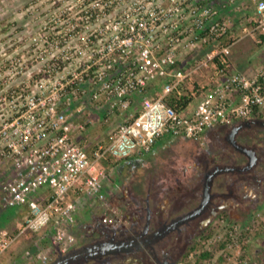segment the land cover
Listing matches in <instances>:
<instances>
[{"label": "built area", "instance_id": "2783aa9c", "mask_svg": "<svg viewBox=\"0 0 264 264\" xmlns=\"http://www.w3.org/2000/svg\"><path fill=\"white\" fill-rule=\"evenodd\" d=\"M244 1L253 16L234 26L200 0H51L49 19L25 47L29 65L0 59V206L27 210L14 233L0 227V256L26 233L46 231L56 252L74 246L65 225L75 224L82 194L105 222L121 219L103 190L104 162L144 156L162 139L203 146L210 128L264 121V65L248 76L229 58L243 38L264 46V0ZM170 96L184 99L181 110ZM92 113L105 114L104 123L125 116L88 149L79 134ZM263 234L264 207L245 222L217 218L176 264H249Z\"/></svg>", "mask_w": 264, "mask_h": 264}, {"label": "rangeland", "instance_id": "374dc122", "mask_svg": "<svg viewBox=\"0 0 264 264\" xmlns=\"http://www.w3.org/2000/svg\"><path fill=\"white\" fill-rule=\"evenodd\" d=\"M225 3L230 5H227L225 8H223V5H225ZM50 5L51 0H0V59L14 60L15 58L20 57L21 59L26 60L25 65H29V61L27 60V49L25 47H27L26 45L30 42L32 36L38 35V33L40 32V27L45 26L50 15ZM213 5H216V9H218L219 7L220 14H222L226 20H230V23L234 26H237L239 24V19H237L239 15L249 17L253 16V4L247 3L244 0H234L233 4L230 3V0H215V3ZM234 21L236 23H233ZM251 41L254 42L253 46L255 47H252L251 49H246L245 45L250 44ZM255 44L256 42L253 39L243 38L241 39V42L238 46H236L233 50L231 49L232 52H236L235 57L238 61L236 64L237 70L239 69L238 71L248 76H252L256 72L258 67L264 65V46L257 44V47ZM237 49H241V52H239L238 54ZM232 52L229 56L230 59L233 58ZM25 65H23L24 68ZM8 67L9 66L5 67V73H11ZM252 72L253 74L250 75ZM17 82L18 80L10 82L5 81L3 83L5 84V86L7 84V86H12ZM94 118H96V116ZM254 130L255 129L249 130V132H253L256 135L258 132L256 133ZM217 131V126L208 129V140H206V143L203 146H200L196 142L185 139H182V142L178 141V139L172 140L171 142L169 141V143H167L163 149L158 151V156H153L152 158L147 159L144 165L141 166L143 169L142 173L141 171L137 172L136 170L132 178H122L123 181H121L122 184L119 185L120 188L118 189V191L112 190L113 187L111 186L110 181H107L109 185L107 183L105 185H108V191H111L106 192V195H108L111 199L110 202L112 203V205L124 207L123 203H131L130 201L132 199L134 200V203H132V206L130 205L131 207L127 209V211H130L131 209L134 210V208L137 207H140V209H142L141 205H145L144 199L146 198V196L143 195L144 191H147L150 188H156L157 190H161V193L165 194L166 196H169L171 195V193L173 194L175 190L178 192L185 191L184 189H182V186L184 185L186 187L188 184H190L191 188L194 189L195 198L194 202H192L193 199L191 198L190 200L187 199L186 202H188V205L192 203V207L195 204H198L201 198L203 188V183L201 179V175L203 174H200L199 170H196L198 159L200 157H205L208 159L213 158V161L211 162L210 166H214L216 162V155L220 153L222 155V159H220L221 163L219 164H225L226 161H229L230 164L235 163L233 160L234 157H232V155L236 154V152L226 141L225 134H223L222 131H219L220 135H218L219 133ZM249 134L251 133H248V131H242V133L239 135L240 140L248 144V146L250 147H255L258 155L262 156V149L259 148V144L262 143L260 139H262L263 137H260V139L255 142H247L248 140L245 141L244 138H247ZM259 135H263V133L259 131ZM216 136H220V140H216ZM183 160L186 161L183 162ZM260 160L262 161V164L258 168V170H261V167L264 168V156L263 158L260 157ZM124 161L125 160L122 161V164H126L124 163ZM133 164L136 165L137 163ZM121 168L124 167L122 166ZM201 171L202 173H204L203 170ZM148 174L150 175V177H147ZM110 175L108 173V178H110ZM245 175L246 174H244V176ZM261 175H263L264 177V172L261 173ZM1 177L3 176L0 175V178ZM191 178H196L197 180L192 182L190 181ZM5 179L6 178L4 177L2 181H4ZM231 186L232 188H234L235 197L242 198L244 196L241 190H236V179H233L232 176L217 177L213 182L212 191L215 192V196L221 194V196L226 197L228 195L226 194L228 188ZM245 187L247 188L248 185H245ZM124 189L128 190V192H125ZM130 191L132 192L129 197L131 199H125V195H128ZM92 199L95 201H93V205H95L97 202L94 198ZM245 200L251 202V199ZM218 203L219 201H215L214 199L212 201L211 206H214ZM85 204L86 203H83V200L79 201L80 208L81 206H85ZM185 205L189 207L186 203ZM262 207H264V203L260 204L257 209H260ZM98 208H100V213L103 215V210L101 209L100 205L95 206L94 209H97L98 211ZM150 208L151 207L149 205L147 211L150 210ZM257 209L254 207L253 211H256ZM142 211L144 210L142 209ZM6 213H11L12 215L10 217H13L10 220V223L8 222V224L5 225L6 228L11 229V224H14L17 219V216L14 211L5 210L3 207L0 206V214ZM13 213L15 216H13ZM238 213H242V215L246 214L243 211H238ZM122 214L123 213L118 209V215L121 217ZM84 216H87V211H84L83 208H81L77 221H82ZM74 231L75 229L73 228L72 233H74V237H80L81 232ZM45 232L46 231L41 232V236H36L37 242L33 243L27 241L28 239L26 240L23 237L20 238L16 242L17 244L14 245V247L16 246L15 251H11V253L8 254V257H6L7 260L4 259V262L1 263L3 258L0 257V264H11V261H16V259L17 263H22L24 261L22 259L26 257L27 251L33 255L37 253V249H41L43 245L44 248L41 251L45 253H51L53 249L52 246L49 244L50 242H43V239L46 238ZM33 235H36V233H33ZM41 243L44 244L40 245ZM249 255L252 262L251 264H264V241H261V243L259 241H254V243H252L249 248Z\"/></svg>", "mask_w": 264, "mask_h": 264}, {"label": "flooded vegetation", "instance_id": "af4514ba", "mask_svg": "<svg viewBox=\"0 0 264 264\" xmlns=\"http://www.w3.org/2000/svg\"><path fill=\"white\" fill-rule=\"evenodd\" d=\"M235 125H242L239 135L242 131L251 133L248 136L246 135L247 138H244L245 141L248 140L247 142H255L260 137H263L260 139L262 143L259 144V148L262 149V156L258 155L255 147L248 146V144L237 137L236 140L240 145L255 151L257 160L253 168L246 169L249 160L242 153H240L242 155H239L246 160L242 168H239L236 164H230V166L228 164L229 161L225 164H219L221 163L220 159H222L220 153L216 155L214 166H210L213 158L200 157L197 166L196 163L195 166L196 170L203 174L201 175L203 188L216 168L223 170L234 169L238 171L237 173L240 179H243L241 181H243L244 185H248L249 188L254 187V196L257 197L261 194L264 199V177L261 175L264 172V168L261 167V170H258L262 164L260 157L263 158L264 156V121L253 118L239 121ZM252 129H255L254 131L258 133L255 135L253 132H249ZM259 131L263 135H259ZM231 147L233 148L232 145ZM233 150L235 151L234 148ZM243 173L246 175L244 176ZM196 180V178L190 179L192 182ZM187 186H182L185 191L178 192L175 190L174 194L171 193L169 196H165V194L161 193V190L150 188L152 191L148 190L149 193L144 199L145 205H141L144 211L140 207L127 211L132 206L129 202H124V207L112 205L117 213L118 209L123 213L121 219H116L114 222H105L103 217L102 220L96 218L93 227L85 231L82 236L80 234V237H75L74 246L64 253L55 251L54 255L45 264H176L185 256L188 249L193 247L204 236L206 229L217 218L225 217L228 220L245 222L254 214V207L258 208L256 204L259 200L250 197L252 194L250 195L243 191L244 196L242 198L236 197L239 202L237 201V205L236 203L232 204L230 208L222 209V203L211 206L213 200L210 199L208 207L197 210L202 200V194L198 204L193 207L192 203L188 205L186 200L191 198L193 199L192 202H194L195 195L194 189L191 188L190 184ZM229 195L233 196L234 194L231 192ZM245 199H251L252 203ZM131 202L134 203V200L131 199ZM166 204L168 208L167 206L165 207ZM149 205L151 208L148 219L147 209ZM234 205L236 206L234 207ZM238 211H243L246 214L242 215ZM212 218H215V220L210 221ZM80 227L82 226L78 224L77 229H80ZM248 257L249 264H251L249 250Z\"/></svg>", "mask_w": 264, "mask_h": 264}, {"label": "crops", "instance_id": "0c3cea01", "mask_svg": "<svg viewBox=\"0 0 264 264\" xmlns=\"http://www.w3.org/2000/svg\"><path fill=\"white\" fill-rule=\"evenodd\" d=\"M208 2H212V1H214L215 2V0H207ZM223 6H225V5H223ZM240 18V15L238 16V18L237 19H239ZM236 19V20H237ZM239 21V20H238ZM240 22V21H239ZM233 23H236L235 21L233 22ZM238 26V25H237ZM240 42H241V40L240 41H238L233 47H232V50L236 47V46H238L239 44H240ZM252 45V46H251ZM254 45V42L253 41H251V43L250 44H246L245 45V48L246 49H251L252 47H255V46H253ZM257 47H258V45L257 44H255ZM259 47H261V46H259ZM240 48V47H239ZM232 52V51H231ZM239 52H241V49H237V54L239 53ZM233 53V58L232 59H230V61H231V67H232V69L233 70H237V66H236V64H237V58L235 57L236 56V52H232ZM195 55H193V57H194ZM263 66H261V67H258L257 68V70H256V72L254 73V74H256L259 70H261V68H262ZM239 70V69H238ZM253 74V72L250 74V75H252ZM253 74V75H254ZM100 115H102V116H100ZM104 115L105 114H103V113H92V119L96 116V118H94L93 120H92V123L90 124V125H88L87 126V128L85 129V131L83 132V133H81V134H79V141H81V143L83 144V145H85L86 146V148H90L93 144H94V142H98V141H106L107 139H108V136L110 135V133L112 132V131H114L116 128H117V126L123 121V117L125 116V114H114L112 117H110L109 118V120H108V122H106V123H104V121H102V117H104ZM83 115L82 116H80V115H77L76 116V121L77 122H83ZM236 125L235 124H233V125H226V126H217L218 127V133H219V131H222V133L223 134H225V137H226V141H227V137L229 136V134L231 133V131L230 130H232L234 127H235ZM239 132H240V130L236 133V135H235V139H237V137L239 138ZM205 135H206V140H208V130L206 131V133H205ZM218 135H220V133L218 134ZM101 136V137H100ZM100 137V138H99ZM216 138V140H220V136H216L215 137ZM172 140H176V139H162V140H159L158 142H157V144L155 145V147L152 149V151L150 152V153H148V154H146V155H144V156H133V157H130V158H128V159H126L125 161H124V163H126V164H122V162H120V161H118L119 163H115L116 161H108V162H104V164H105V166H106V176L104 177V180H103V190H104V192H109V191H111V190H109L108 191V185H109V183H107V181L109 182L110 181V184H111V186L113 187L112 188V190H117L118 191V189L120 188L119 187V185L120 184H122L121 183V181H123L122 180V178L124 179L125 177L126 178H132L133 176H134V172L137 170V172H139V171H141V173H142V171H143V169H142V167L141 166H143L144 165V163L147 161V159H149V158H152L153 156H158V151L159 150H161V149H163L164 148V146L167 144V143H169V141L171 142ZM184 140V139H183ZM178 141H180V142H182V139H180V138H178ZM237 141V140H236ZM228 142V141H227ZM93 143V144H92ZM229 143V142H228ZM235 152H236V154H234V155H232V157H234L233 158V160H234V162L235 163H232V164H236L239 168H242L243 167V165L245 164V159L242 157L241 158V156L240 155H242V154H240V152H238V151H236L235 150ZM188 154V153H187ZM240 154V155H239ZM159 155H160V153H159ZM239 157V158H238ZM247 159V158H246ZM184 161H186V160H183V162ZM188 161V160H187ZM189 162V161H188ZM227 163H228V161H226ZM106 163H108V165H111V163L113 164V165H111L110 167H107V165H106ZM133 163H137L136 165L135 164H133ZM122 164V165H121ZM229 165H230V162L228 163ZM135 165V166H134ZM124 167V168H121V167ZM187 166V165H186ZM231 166V165H230ZM109 168V169H108ZM115 170V171H114ZM228 170H230V169H228ZM228 170H224L223 172H220V173H218L217 175H215L214 176V179L213 180H215L217 177H219V176H221V177H227V176H229V177H233V179H236V190L237 191H239V190H241V192H243V191H245V192H247L248 194H252V196H250V197H254L255 199H258L257 201H258V204H256L257 205V207H259L260 206V204H262V203H264V199L261 197V194L260 195H258L257 197H255L254 196V187H251V188H249V187H245V185L243 184V181H241V180H243V179H240V177H239V174L237 173L238 171L236 170H232V171H228ZM237 174H236V173ZM108 173H109V175H110V178H108ZM244 174V173H243ZM142 175V174H141ZM111 176H112V178H111ZM147 177H150V175L148 174L147 175ZM214 182V181H213ZM108 184V185H105V184ZM212 185H213V183H212ZM245 189V190H244ZM107 190V191H106ZM125 190V189H124ZM149 190V189H148ZM148 190L147 191H144V193H143V195L144 196H147L148 195ZM151 190V189H150ZM263 190V189H262ZM152 191V190H151ZM150 191V192H151ZM260 191V190H259ZM125 192H128V190H125ZM143 192V191H142ZM231 192L234 194L235 193V191H234V188H232V186L231 187H229L228 188V191H227V193L226 194H228L226 197H223V196H221V194L220 195H216L215 196V192H213L212 191V186H211V190H210V194H211V198L210 199H212V200H214L215 199V201L216 200H218V201H220L219 203H222V209H227V208H230V207H232V204H235L236 203V205H237V203L239 202L238 200H237V198L233 195V196H230L229 194H231ZM132 192L130 191V193L127 195H125V199H131V198H129L130 197V194H131ZM141 194V193H140ZM167 194V193H166ZM173 194H174V192H173ZM169 195V194H168ZM238 195V194H237ZM166 196V195H165ZM164 196V197H165ZM183 196H184V193H183ZM80 200H83V203H86L85 204V206H81V208H83V210L85 211H87V216H84V218H83V222L82 221H77V219H78V217H79V213H80V210H81V208H80V205H79V201ZM107 200H108V202L110 203V205H111V207H112V203L110 202L111 201V199L109 198V196L107 195ZM128 201V200H127ZM238 201V202H237ZM131 202V201H130ZM76 203H77V212H76V216H75V218H76V222H75V225H73V226H67V225H65V227H67L68 228V230L72 233L73 232V228L75 229V231L74 232H81V236L85 233V231H87V230H89L91 227H93V224H94V222H95V220H96V218L97 219H102V214L100 213L101 211H100V208H98V211H97V209H94L95 208V206H97L96 204L95 205H93V199L91 200V198L90 197H88V196H86V195H81V196H79V198H77L76 199ZM131 204H132V202H131ZM236 205H234V207L236 206ZM167 206V204L165 205V207ZM113 208V207H112ZM167 208H168V206H167ZM134 209H136V208H134ZM15 212V214H16V216H17V219H16V221L14 222V224H11V229H8V228H6V224H8V222L10 223V220L13 218V217H10L12 214L11 213H6V214H0V227H2V228H5V229H7L10 233H14L15 232V230H16V227H17V224L20 222V221H22V219L24 218V216L26 215V213H27V210H26V208H22V209H20V210H18V211H14ZM91 212V213H90ZM90 213V214H89ZM99 215V216H98ZM13 216H15L14 215V213H13ZM101 216V217H100ZM216 218V217H215ZM215 218H212V220H210V221H214L215 220ZM85 219V220H84ZM78 224H80L82 227H80V229L78 230L77 229V226H78ZM82 228V229H81ZM43 232V231H42ZM72 234H74V233H72ZM28 235H31V236H33V233H26V234H24V235H22L20 238H25L26 240L28 239L26 236H28ZM36 235L37 236H41L40 235V233H36ZM33 239L32 238H29L27 241H29V242H31ZM44 241V243H49V241L45 238V239H43ZM254 241H259L260 243H261V241H264V235L263 236H261V237H258V238H256ZM35 242H37V240L35 241ZM44 243H41L40 245H42V244H44ZM254 243V242H253ZM17 243L15 242L5 253H3L0 257L1 258H3L2 259V262L1 263H3L4 262V259H6V257H8V254H10L11 253V251H15V249H16V246L14 247V245H16ZM50 244V243H49ZM259 244V243H258ZM38 246V245H37ZM44 246V245H43ZM42 246V248L41 249H37L39 252H41V250L44 248ZM41 247V246H40ZM52 251H51V253H48L49 254V256L51 257V256H53L54 255V252H55V250H54V248L52 247ZM43 252V251H42ZM7 260V259H6ZM5 260V261H6ZM22 260H24L22 263H17V259H16V261H11L12 263L11 264H42L40 261H38L37 259H35V258H30V259H28L27 258V256L24 258V259H22ZM7 262V261H6Z\"/></svg>", "mask_w": 264, "mask_h": 264}, {"label": "water", "instance_id": "95a60500", "mask_svg": "<svg viewBox=\"0 0 264 264\" xmlns=\"http://www.w3.org/2000/svg\"><path fill=\"white\" fill-rule=\"evenodd\" d=\"M214 3H215L214 1L211 2L212 5ZM241 128H242V125L235 126L232 129V131L229 134V136L227 137V141L229 142V144H231L233 146V148L235 150H237L238 152L244 154L248 158L249 162H248V165H247L246 169H250V168H253V166L255 165L257 157H256V153H255L254 150L249 149V148H245L244 146L240 145L236 141L235 135H236V133L239 130H241ZM231 170L232 169H230L228 171H231ZM223 171H224L223 169L216 168V170L214 171L213 175H211L209 177L208 182L205 184V186L203 188L202 200H201V203H200L199 208L197 210H202V209L208 207V203L210 202V198H211L210 190H211L212 182H213V179H214L213 176H215L218 173L223 172ZM149 217H150V211L148 210V219H149Z\"/></svg>", "mask_w": 264, "mask_h": 264}, {"label": "trees", "instance_id": "16d2710c", "mask_svg": "<svg viewBox=\"0 0 264 264\" xmlns=\"http://www.w3.org/2000/svg\"><path fill=\"white\" fill-rule=\"evenodd\" d=\"M200 2H201V3H204V4L211 5V3L208 2L207 0H200ZM262 39H263V41H264V36L262 37ZM168 102H169V104H170L171 106H173L174 108L179 109V110H181V108H180L181 105L186 103V102L184 101V99L181 100V101H178L174 96H170V97L168 98ZM122 161H123V160H121L120 162H122ZM115 163L117 164V163H119V162L116 161ZM106 165H107V167H110V166L113 165V164L111 163V165H108V163H106ZM108 169H109V168H108ZM224 216H225V214H224ZM205 234H207L206 231L204 232V235H205ZM36 236H37V235H33V236L28 235V236H26V237H27L28 239H29V238H32L33 240L31 241V243H33V242L36 241ZM191 250H194V247L189 248L188 251H187V253H188L189 251H191ZM187 253H186V254H187Z\"/></svg>", "mask_w": 264, "mask_h": 264}]
</instances>
